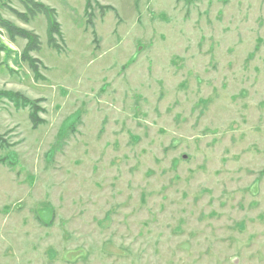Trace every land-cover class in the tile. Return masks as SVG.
<instances>
[{"label":"rangeland","instance_id":"rangeland-1","mask_svg":"<svg viewBox=\"0 0 264 264\" xmlns=\"http://www.w3.org/2000/svg\"><path fill=\"white\" fill-rule=\"evenodd\" d=\"M62 37L51 47L44 14ZM19 13V14H18ZM0 264H264V0H0Z\"/></svg>","mask_w":264,"mask_h":264},{"label":"trees","instance_id":"trees-1","mask_svg":"<svg viewBox=\"0 0 264 264\" xmlns=\"http://www.w3.org/2000/svg\"><path fill=\"white\" fill-rule=\"evenodd\" d=\"M29 4V7H27L28 14L21 15L18 13L19 16L23 17L22 19L25 22H29L30 19L36 17V15L44 14L48 20L49 44L51 47L60 50L61 46L56 44V37L61 38L62 31L61 25L57 20L56 10L40 2L32 1ZM0 25L7 30L11 40L15 41L17 38H23L27 40V44L23 50L22 59L23 61L27 62L30 69L34 73L36 80H40V66L42 62L38 58L30 55L32 52L41 50V41L39 36L32 31L19 28L9 21L0 20ZM1 99H7L8 101L12 102L16 108H29V118L34 128H38L40 125L45 123V120L39 117V113L42 111L39 106V102L41 100L30 99L19 92L8 90H0V100Z\"/></svg>","mask_w":264,"mask_h":264}]
</instances>
